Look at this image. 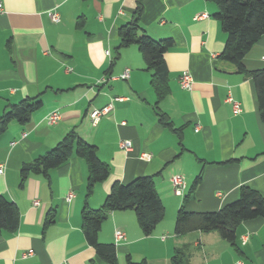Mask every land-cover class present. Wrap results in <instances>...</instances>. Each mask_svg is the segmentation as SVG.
Instances as JSON below:
<instances>
[{
  "label": "crops",
  "instance_id": "obj_1",
  "mask_svg": "<svg viewBox=\"0 0 264 264\" xmlns=\"http://www.w3.org/2000/svg\"><path fill=\"white\" fill-rule=\"evenodd\" d=\"M141 5L139 25L151 38H171L164 53L167 92L157 107L170 127L159 122L150 71L135 43L118 47L119 28ZM0 13V114L5 106L38 97L40 106L25 122L11 119L0 133V193L15 202L18 226L0 232V264H264V218L240 222L235 244L217 231L177 234L175 218L186 211H216L248 185L264 197V122L250 74L219 54L226 32L210 0H3ZM205 12L207 17L194 16ZM56 13L58 20L51 18ZM245 53L247 71L264 68V35ZM108 50V51H107ZM107 51L108 53H106ZM125 69L128 76L120 77ZM192 78L190 89L179 83ZM239 101L233 113L226 99ZM109 106L93 121L94 109ZM57 110L59 120L46 122ZM73 130L95 145L108 164V177L86 196L87 163L76 154L47 173L20 169ZM132 142V150L120 140ZM151 158L142 160L139 153ZM180 174L185 185L173 191ZM151 175L164 206L163 218L144 234L132 210H112L98 231L101 243L114 245L115 261L96 252L82 233L83 206L96 209L115 181ZM72 193L68 200L66 194ZM37 201V203H34ZM50 222L45 223L46 218ZM124 233L115 240L114 230Z\"/></svg>",
  "mask_w": 264,
  "mask_h": 264
},
{
  "label": "trees",
  "instance_id": "obj_2",
  "mask_svg": "<svg viewBox=\"0 0 264 264\" xmlns=\"http://www.w3.org/2000/svg\"><path fill=\"white\" fill-rule=\"evenodd\" d=\"M215 3V18L226 32V41L219 57L236 64L241 72L250 74L253 80L260 119L264 122V68L247 71L241 59L261 36L264 35V0H210ZM142 7L137 4L131 20L119 28V45L117 48L135 43L138 51L150 71V83L156 94L155 107L158 120L163 125L170 127L171 123L166 115L158 109L157 101L161 100L167 92L168 70L164 63V53L173 44L171 38L160 40L151 38L146 34L138 21ZM41 104L38 97L25 98L17 103L8 104L0 114V133L6 129L11 119L25 122L32 111ZM171 128V127H170ZM76 154L85 159L87 163L86 196L97 182L106 179L110 173L108 164L96 155L95 145L88 143L79 137L75 131L70 130L63 138L54 144L44 154L34 157L30 162L21 166V183L29 173H44ZM151 175H139L126 183L115 181L107 193L101 207L92 209L83 206L81 212L82 233L86 241L94 247L98 255L108 262L114 263V245L101 243L98 240V231L112 210L130 209L134 212L140 230L144 234H150L156 224L163 218L164 206L161 204L154 180ZM14 201L5 198L0 193V232L14 230L18 226L19 211ZM175 233L181 234L191 230L211 231L215 230L231 245L235 244L236 226L248 219L264 218V197L261 193L248 185L239 186V193L235 200L224 204L216 211L191 212L186 211L184 204L180 206L175 215ZM45 223L50 222L46 218ZM182 254L176 249L173 256V264H181ZM129 264H146L145 260L139 262L129 261Z\"/></svg>",
  "mask_w": 264,
  "mask_h": 264
},
{
  "label": "built area",
  "instance_id": "obj_3",
  "mask_svg": "<svg viewBox=\"0 0 264 264\" xmlns=\"http://www.w3.org/2000/svg\"><path fill=\"white\" fill-rule=\"evenodd\" d=\"M3 0H0V13L3 11ZM56 13H51V18L54 21L58 20V16H56ZM196 19H200V18H204L207 17V13L205 12H201L198 13L194 16ZM108 51V50H107ZM107 51H105L106 53H108ZM264 59V58H263ZM126 76H128V69H125L123 71V73L121 74L120 77L125 78ZM179 83L181 85L182 88H186V89H190L191 85H192V78L189 75V73L184 72L181 73V76L179 78ZM232 105V110L233 113H238L239 110L241 109L240 107V103L239 101L235 100V99H231V96L229 95L228 98H226ZM109 106L104 107L103 109H94L92 110V112L90 113V117L92 118L93 121L98 119V116H100L102 113H106L109 110ZM60 117V113L57 110H53L51 112H49L46 117L44 119H46V122L48 124H54L59 120ZM120 142V146L122 149L129 151L132 150V142L129 141L128 139H122L119 141ZM139 157L142 160L148 161L151 158V153H149L148 151H143L139 153ZM2 171H4V164L0 163V173H3ZM170 178V181L174 187L173 191L177 194L181 193V189L184 187L185 182H184V178L182 175L180 174H173ZM73 192H69L68 194H66V198L69 200L73 195ZM34 203H37V201H34ZM114 237L115 240H119L124 238V233L122 231H120L119 229L114 230ZM242 261L241 260H237L235 261L234 264H241ZM56 264H67V262L65 261H61L58 262Z\"/></svg>",
  "mask_w": 264,
  "mask_h": 264
}]
</instances>
